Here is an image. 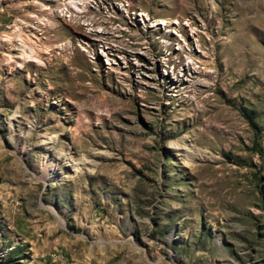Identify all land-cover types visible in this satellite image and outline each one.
Instances as JSON below:
<instances>
[{"label": "rangeland", "instance_id": "1", "mask_svg": "<svg viewBox=\"0 0 264 264\" xmlns=\"http://www.w3.org/2000/svg\"><path fill=\"white\" fill-rule=\"evenodd\" d=\"M72 1L0 0V264H264V0Z\"/></svg>", "mask_w": 264, "mask_h": 264}, {"label": "bare ground", "instance_id": "2", "mask_svg": "<svg viewBox=\"0 0 264 264\" xmlns=\"http://www.w3.org/2000/svg\"><path fill=\"white\" fill-rule=\"evenodd\" d=\"M73 5H74V8L78 11V12H84V7L87 5V0H81V1H72ZM77 5H80L77 6ZM81 5H84L82 8H81ZM92 31V30H91Z\"/></svg>", "mask_w": 264, "mask_h": 264}, {"label": "trees", "instance_id": "3", "mask_svg": "<svg viewBox=\"0 0 264 264\" xmlns=\"http://www.w3.org/2000/svg\"><path fill=\"white\" fill-rule=\"evenodd\" d=\"M244 114H245L246 116H248V117H249V114H248V113L244 112Z\"/></svg>", "mask_w": 264, "mask_h": 264}]
</instances>
